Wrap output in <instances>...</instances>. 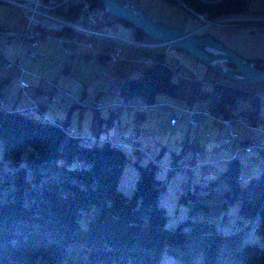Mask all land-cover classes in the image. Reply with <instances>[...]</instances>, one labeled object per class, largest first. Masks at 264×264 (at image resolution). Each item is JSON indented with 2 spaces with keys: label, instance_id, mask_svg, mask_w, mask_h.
Listing matches in <instances>:
<instances>
[{
  "label": "trees",
  "instance_id": "obj_1",
  "mask_svg": "<svg viewBox=\"0 0 264 264\" xmlns=\"http://www.w3.org/2000/svg\"><path fill=\"white\" fill-rule=\"evenodd\" d=\"M86 1L103 7L100 0ZM178 1L208 18L239 14L247 5V0ZM64 13L71 19L77 12L72 7ZM117 21L131 28L135 40L147 38L128 22ZM107 54V47L99 53L100 57ZM252 61L256 69H264V60ZM173 71L165 54L157 53L138 77L124 78L118 93L121 100L100 102L101 106L94 102L90 107L98 114L107 110L106 117L98 116V131L102 124L106 130L113 125L123 107L133 109L136 125L150 113L156 114L153 106L161 94L184 98L189 106L204 101L213 117L236 123L245 119L251 128H260L248 129L260 132V137L237 134L229 144L220 143V133L215 138V147L235 143L242 152L238 157L232 150L218 174V179L226 181L224 208L236 206L244 217L238 220L242 227L225 235L197 218L205 202L197 194L198 184L193 188L190 180L191 171L200 167L192 163L201 156L198 151L187 163L180 162V153H172L165 173L157 161L141 155L139 143L147 131L136 126L135 131L115 130L104 139L86 137L68 128V115L51 121L33 114L44 106L42 101L49 102L36 94V108L29 105L17 111L5 109L3 101L0 104V198L4 195L0 199V264H159L165 251L180 264H264V120L259 116L264 84L241 86L226 79L205 88L202 80L193 79L181 94L182 81L173 79ZM187 145L200 147L194 140ZM133 154L137 155L134 160ZM242 159H247L244 172L253 162L259 161L261 168L252 171L254 176L242 177ZM128 163L137 171L129 195L120 190ZM240 178L245 179L240 182ZM170 181H180L177 201L193 219L175 228L168 226L169 216L160 204Z\"/></svg>",
  "mask_w": 264,
  "mask_h": 264
},
{
  "label": "rangeland",
  "instance_id": "obj_2",
  "mask_svg": "<svg viewBox=\"0 0 264 264\" xmlns=\"http://www.w3.org/2000/svg\"><path fill=\"white\" fill-rule=\"evenodd\" d=\"M15 1L17 0H0V4L3 7H11L13 5L16 8H18V10H20V12L23 15V12L21 11V9L18 6H16ZM116 1L122 4L124 2H128V4H133V5H136L137 7L139 6L140 8L146 2V0H116ZM158 1L162 4L160 0ZM1 2H5L6 4L1 3ZM73 2L76 3L78 1L74 0ZM175 6L187 11L190 22L194 19L191 23L195 24L194 31H197V32H193V31L191 32L196 35H201V34L206 33L207 28L210 25L228 23L237 17L235 14H226V15L219 16L217 18H208V16H204L203 19H200L194 16L192 12L189 11V9L185 8V6L182 7V3L179 2L178 0H174V4H172L171 7L170 6H166V7L174 8ZM72 7H74V9L77 8L75 7V5L71 4L70 7L67 8L65 11L72 9ZM196 14H201V13H196ZM255 18L260 19L262 17H255ZM104 19L105 21L111 23L113 31H116L118 29V21H117L118 19H116L114 16L107 13L104 16ZM259 19L258 21H261ZM263 19L264 18H262V20ZM208 23L210 25H208ZM202 26H204L202 29H198L199 27H202ZM23 30H24V27H23ZM0 31H5L7 33L14 34V32H9L6 29L0 30ZM15 34L17 35H14V37H12V40L9 39L11 40L10 42H12V44H15L18 40H20L18 35L21 33H15ZM131 37H133L132 34H131ZM9 40H7L6 43ZM83 40L84 39L81 38L80 43H82ZM135 41H138V40H135ZM40 43L45 48H47L49 45H52L55 50H58L59 48L57 42H56L57 44L52 43V42L47 43V44H45L44 42H40ZM70 44H71V47L73 48L76 47L74 44L72 43ZM166 48H167L166 52L170 51V53L165 55V60L174 69L172 77L176 81L178 80L182 81L181 90H180L181 94L186 93L189 87V84L193 79L202 80L204 81V83L208 84L207 82H205L206 80L209 79L208 71L207 72L205 71L206 68L207 70L209 69L207 66H204L202 63L198 62L197 60H194V62L199 67V69H196L193 63L188 62L189 57L187 59L186 57H184L185 53H183V51L173 50L170 47H166ZM60 54L61 53L59 52L56 55L49 56L46 60L28 59L25 55H23L24 58H21L20 63L24 66V68L27 71H35L34 72L36 73L35 75H39V76L43 75L42 73H44V71H42L41 73L40 69H42L43 66L47 67V65L52 63L54 65V69L51 70L53 71L52 72L53 76H50V75L44 76L47 80L51 81L55 77L54 76L55 73L58 74L62 66L65 63H67L66 58ZM90 54L91 55L89 56L88 59L83 58L84 56L79 57L78 58L79 62L77 65H73V64H76L78 60L76 62L72 61L71 62L72 73L68 75L69 77L78 81L81 84L82 90H85L86 92L88 88L90 87L93 88L95 86V83L99 81L100 79H102L101 73H102V70L106 66L108 65L118 66L119 61H120L119 59L117 63L113 64L109 61V58L107 56L106 61L101 62L98 59L97 53L90 52ZM27 56H28V53H27ZM1 61L2 60L0 59V62ZM59 65L61 68L59 67ZM200 66L202 68H205L204 71L201 70L202 68ZM226 67L230 68L229 65H226ZM114 72L121 76H124L127 73L124 68H121V69L114 68ZM138 76H139V73H132V74L128 73L129 78H136ZM44 77L42 78L45 79ZM222 80H226V79L223 78ZM66 85L67 86L62 85V87L65 89V91L70 93V91H72L71 90L72 86L70 85L69 87V84H66ZM258 86L259 88L262 87V85H258ZM26 97L28 98V96ZM118 98L119 100H121L120 97ZM165 98L167 99L168 103L159 101V100L161 101L165 100ZM157 101H158V104H160L161 106L164 104H169L172 106L183 108L185 110L190 109V108H193V109L203 108L207 110L205 108V105L203 106V103H202L203 101H198L196 104L194 103L192 106H189L185 102L184 98L170 97L164 94L159 95ZM97 104H101V103L97 102ZM156 109H157L156 113L162 111L164 115L162 113L160 114L150 113L145 120H143L142 122L136 125L132 121L133 109L123 107L118 113L113 125L109 126L106 130L104 129L105 124H102L101 126L102 129L98 131L99 126H100L98 123V116L100 114L102 117H106L107 110L101 109L99 111L100 113L98 114V112L93 110L91 107H84V109L81 112L79 108H74L71 125L74 129H79V130H76V131L73 130L72 132H76V133L80 132V134L83 136H91L92 130L98 131L99 133L107 132L109 134H114L115 130L120 131L122 129H126L127 132L135 131L136 130L135 127L138 126L139 130L141 129L142 131H145V132L147 131V135L143 136V138L141 139L142 145L141 143H139L141 155L147 161L152 160V159H154V161H157L160 164L162 170L165 171V173H166V168H167L166 166L171 160L172 153H175V154L180 153L181 154L180 162L187 163L189 160L192 159L195 151H198L199 153H201V156H195V161L192 163L194 164L195 167L199 165L200 167L194 168L191 171L190 180H191V184L193 188L195 187L194 184H198V187H195L197 188V194L201 197H204L205 202L202 203L204 208L202 209L201 214H199L200 216H197V218L204 220L206 223L210 225H215L216 230L220 232L221 234L228 235V234L235 233L237 228L242 227V224L238 220H244V217L238 214L236 206H230L227 209L224 208V203H225L224 192L226 190V181L222 179H218V174L224 169L225 161L230 158V153H231L230 145L215 147L217 145L215 141L216 136L219 133L226 136L227 131H228L221 124L222 118L213 117L211 116V114H209L210 117L203 116V115H197V118L199 119L200 123L196 127H191L189 124V116L186 112H184L179 118V120L176 122V125L173 127V125L170 122V117L165 112V110L163 108L160 109V107ZM53 110H60V108H54L50 112H53ZM262 111H264V104H262ZM243 128L244 127L241 124H238L236 122H230V129L233 132H235L236 137H238L237 134H240L243 136V134L245 133H247L248 135H255V136L257 135L260 137V134H261L260 132L248 130L247 128L243 129ZM193 140L196 143H198V145L200 146L199 148L196 149L194 147L192 148L189 145H187ZM155 142L157 143V146ZM229 142L231 141L228 140L227 144H229ZM151 144H154V145L152 146ZM161 147H164L162 149V152H160ZM214 147L216 149H214ZM237 149L238 148L235 149L236 150L235 156L239 153H242L238 151ZM136 157L137 155L133 154L131 158L134 160ZM0 160H1V143H0ZM245 161H247V159L241 160L242 166L240 168V172L243 174L242 177L246 178L247 176H254L253 174L252 175L250 174L254 170H259L261 168V163L259 161L253 162L252 166L249 169H247V172H244L245 169L243 165ZM3 165L4 167H6L7 162L3 163ZM178 173H182L181 169L178 170ZM136 175H137V171H136L135 166L132 163L126 164V166L123 169L122 176H121V182H120V190L124 194L129 195L131 193V190L135 183ZM173 177L174 179L178 178L175 175H173ZM245 178H240L238 180L240 182L241 181L243 182V179ZM180 181L178 182L176 181L177 183H173L170 181L166 188V191L163 193L160 199V204H162L166 208L167 214L169 216L168 226L170 228H175L179 222L192 219L188 214V208L183 205H180L177 201L179 194H181L182 192ZM3 198H4V195L1 196L0 199H3ZM197 208L198 206L193 207L192 210H197ZM159 264H180V263H178V261L174 257L170 256L165 251L162 254Z\"/></svg>",
  "mask_w": 264,
  "mask_h": 264
},
{
  "label": "crops",
  "instance_id": "obj_3",
  "mask_svg": "<svg viewBox=\"0 0 264 264\" xmlns=\"http://www.w3.org/2000/svg\"><path fill=\"white\" fill-rule=\"evenodd\" d=\"M1 3L6 4L5 2ZM138 8L157 23L163 24L170 28H176L184 32H194L195 24H192L189 21V15L187 11L182 8L177 6L174 8H169L162 5L158 0H146L144 5L141 8L138 6ZM235 15L237 17L231 22L210 25L207 28L206 33L212 35L226 48L234 51L244 60H264V19L258 21L255 18H264V0H247L246 9L244 12ZM23 27L24 18L20 10H18V8L13 5L11 7H3L0 4V28H5L9 32L21 33L23 31ZM131 34L132 31L131 33H129L128 30L126 31V35L131 36ZM1 39L2 36H0V40ZM11 40L5 44L3 54L7 59L11 60L16 65H20L23 68L24 73L21 75L20 79L18 71L11 73L4 67L3 62H0V98L3 101L4 108L8 110L14 109L21 111L27 109L29 106L26 96H34L36 94L42 96L46 94L54 100L56 106H51V102L42 101L41 104L44 106L40 109V111L33 112V114L45 116L51 121L63 120L68 115L70 118V125L68 128L75 131L79 129H74L71 125L74 108H79L81 112L84 107H90L94 102H104L109 104L119 101L118 93L124 78L128 77V73L140 74L142 68L150 66L151 61L157 53H164L165 55L170 53V51L166 52L167 48H165L164 51H159L157 49L143 50L131 45H125L122 50L118 66H106L101 73L102 79L97 81L93 88H88L86 92L85 90H82L81 84L78 81L68 76L70 73H72V66L69 57L76 56L78 60V58L81 56H84L83 58L88 59L91 55L89 49L84 45H78L73 48L71 47V44L68 40H64L62 43H60L57 40L40 39L36 42L35 50L41 55L38 60H46L49 56L56 55L59 52L61 53L60 55H63L67 60V63H65L62 68L59 65L61 68L60 71L58 74L55 73V77L49 81L44 76H53V71L51 70L54 69V65L51 63L47 65V67L43 66L40 70L41 73L42 71H44V73H42L43 75L40 76L35 75V71H27L20 63V60L21 58H24L23 55H25L28 59H31L26 53L29 49V42L20 39L15 44H12V42H10ZM143 41H148V39L144 38ZM40 42H44L45 44L51 42L55 44L58 43L59 48L58 50H55L52 45H49L47 48H45ZM93 43L95 48H97L96 53L98 54V59L101 62L106 61L107 55L104 57H100L99 55L100 51H102L100 48L101 46L105 45V42L100 39H94ZM64 50H68L69 55L65 54ZM184 57H186V59L189 57L188 62L193 63L194 67L199 69L197 64L194 62V58H192L187 53L184 54ZM78 62L79 60L73 65H77ZM114 68H124L127 73L124 76H121L114 72ZM204 69L205 68H202L201 70L204 71ZM205 71H208L209 76V79L205 81L208 84L203 83V87L205 88H209L212 85V82L223 79V77L221 78L220 75L211 69L207 70L206 68ZM20 80L26 86L24 92L21 89ZM66 84H69V87L70 85L72 86V91H70V93L65 91V89L62 87V85L67 86ZM258 89L262 90V87H258ZM159 101L168 103L166 98L165 100ZM202 103L204 106L205 102L203 101ZM75 104H78V106L73 107ZM70 107L71 111L68 113L67 109ZM54 108H60V110H53V112H50ZM160 113H162V111L156 114ZM162 114L164 115V113ZM263 114L264 111H262V108H260L259 116L260 119L264 120ZM110 135L111 134L107 132L97 134L94 130L91 132V136H98L100 139H104ZM236 148L237 145L233 143L231 145V152Z\"/></svg>",
  "mask_w": 264,
  "mask_h": 264
},
{
  "label": "built area",
  "instance_id": "obj_4",
  "mask_svg": "<svg viewBox=\"0 0 264 264\" xmlns=\"http://www.w3.org/2000/svg\"><path fill=\"white\" fill-rule=\"evenodd\" d=\"M73 1L74 0L15 1L16 6H18L23 12L24 18V30L18 36L21 40H26L29 42V50L27 53L31 59L36 60L41 56L35 50L36 42L40 39L57 40L60 43H62L64 40H68L75 46L84 45L89 49L90 52L93 53H96L97 51V48H95L94 46L93 40L101 39L103 40V42H105V45L101 46L100 49L103 50L104 47H107V56L109 58V61L113 64L119 61L125 45H131L143 50L157 49L159 51H164V49L168 47L164 43L156 42L150 39H148V41H135L133 37H131L130 35H126L127 30L129 31V33H131V28H126L120 23H118V29L116 31H113L111 23L105 21L104 19L105 14H107L104 7L90 6V4L86 0H77L78 2L76 3ZM160 1L165 6L171 7V5L174 4V0ZM124 3V5L128 4V2ZM71 4L77 7V13L75 17L69 19L66 17V15H64V12L67 8L70 7ZM182 7H184L183 4ZM189 11L192 12L194 16L200 19H203L204 16H207L204 13L196 14L191 10ZM256 19L258 20L259 18ZM259 20H262V18H260ZM203 27L204 26H202V28ZM14 35L17 34L0 31V36L4 38L3 41H0V59L3 61L4 67L11 73H14L15 70H17L21 79V75L24 72L23 68L20 65H16L14 62L7 59L3 54L6 41L12 39ZM81 38L84 39L82 43H80ZM64 52L65 54L69 55L68 50H64ZM69 60L70 62H76L77 57H69ZM20 86L22 90H24L26 87L21 80ZM27 99L31 108L37 106L38 95H36L35 97H28ZM43 99L54 103V100L49 95L44 94ZM1 103L2 100L0 98V104ZM97 105L101 106V104ZM153 107H160V109L163 108L169 115L172 125L176 124V122L184 112H186L189 116V124L191 127H196L197 125H199L200 121L197 118V115L209 116L208 111L203 108H190L185 110L183 108L172 106L169 104H164L161 106L158 103L154 104ZM238 123H240L247 129L260 130V128H251L245 119L238 121ZM221 124L228 131L226 136L221 134L219 141L222 144H227L228 140L236 137V134L230 129V121L222 119ZM83 142L88 141L87 139H83ZM120 145L122 146L123 144L118 143V146ZM151 145L153 146L154 144ZM241 155L242 153H239L236 156L240 157Z\"/></svg>",
  "mask_w": 264,
  "mask_h": 264
},
{
  "label": "water",
  "instance_id": "obj_5",
  "mask_svg": "<svg viewBox=\"0 0 264 264\" xmlns=\"http://www.w3.org/2000/svg\"><path fill=\"white\" fill-rule=\"evenodd\" d=\"M100 1L105 11L116 19L128 22L153 41L187 53L221 77L241 86L264 84V69H256L252 60H244L212 35L208 33L196 35L167 27L155 22L133 4L125 6L116 0Z\"/></svg>",
  "mask_w": 264,
  "mask_h": 264
},
{
  "label": "bare ground",
  "instance_id": "obj_6",
  "mask_svg": "<svg viewBox=\"0 0 264 264\" xmlns=\"http://www.w3.org/2000/svg\"><path fill=\"white\" fill-rule=\"evenodd\" d=\"M208 25H210L209 23H208ZM202 27H199L198 29H201Z\"/></svg>",
  "mask_w": 264,
  "mask_h": 264
}]
</instances>
